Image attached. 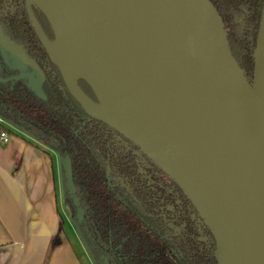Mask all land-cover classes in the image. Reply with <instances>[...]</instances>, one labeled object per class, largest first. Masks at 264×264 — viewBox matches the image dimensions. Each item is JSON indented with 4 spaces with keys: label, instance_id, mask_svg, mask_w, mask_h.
I'll list each match as a JSON object with an SVG mask.
<instances>
[{
    "label": "water",
    "instance_id": "obj_1",
    "mask_svg": "<svg viewBox=\"0 0 264 264\" xmlns=\"http://www.w3.org/2000/svg\"><path fill=\"white\" fill-rule=\"evenodd\" d=\"M26 2L36 36L71 97L177 184L212 233L217 263L264 264V0L251 82L209 0ZM31 5L46 18L52 42ZM0 54L5 64L10 58L14 67L32 69L0 83L26 79L45 100L35 79L41 71L1 33ZM59 163L80 223L70 159Z\"/></svg>",
    "mask_w": 264,
    "mask_h": 264
},
{
    "label": "trees",
    "instance_id": "obj_2",
    "mask_svg": "<svg viewBox=\"0 0 264 264\" xmlns=\"http://www.w3.org/2000/svg\"><path fill=\"white\" fill-rule=\"evenodd\" d=\"M209 1L222 19L232 56L251 82L263 0ZM42 31L52 42L50 31ZM31 51L24 50L43 72L40 89L45 100L24 82L0 84V119L70 159L75 196L84 212L77 227L92 263L218 264L212 233L177 184L155 176L154 169L162 172L144 155L153 169L139 163L141 172L128 149L136 147L89 117L67 92L57 66L44 51L37 53L40 62ZM78 84L96 102L90 88L83 81ZM63 190L74 215L64 184Z\"/></svg>",
    "mask_w": 264,
    "mask_h": 264
},
{
    "label": "crops",
    "instance_id": "obj_3",
    "mask_svg": "<svg viewBox=\"0 0 264 264\" xmlns=\"http://www.w3.org/2000/svg\"><path fill=\"white\" fill-rule=\"evenodd\" d=\"M19 133L0 138V264H93L59 228L55 153Z\"/></svg>",
    "mask_w": 264,
    "mask_h": 264
},
{
    "label": "flooded vegetation",
    "instance_id": "obj_4",
    "mask_svg": "<svg viewBox=\"0 0 264 264\" xmlns=\"http://www.w3.org/2000/svg\"><path fill=\"white\" fill-rule=\"evenodd\" d=\"M26 3H27L26 0H0V33H1V35L3 37L9 39L13 44H15L16 46L20 47L21 51L24 53V55L26 56V58L28 60H30V59L27 57V55L24 52V50L27 49L29 51V54L30 53L32 54L31 49H33L36 52V53L34 52L33 56L36 58V60L38 62H40L39 57H38L39 55L37 53H40V54H43L44 53L45 56H47V54H46L44 48L42 47V45H41L38 37L36 36V33H35L33 27H32V23H31L30 18H29V14H28V11H27V4ZM29 10H30V13L32 14L33 18L37 22L40 30L41 31L42 30L47 31V29H48V31H50V36L52 37V40H53L54 39V36H53L52 30H51V28H50V26H49L46 18L42 14V12L38 8H36L35 6L33 7V5L29 6ZM42 33H43V31H42ZM25 36H27V39L25 40V41H27V43L26 42L25 43L23 42V37H25ZM41 50H43L44 52L42 53ZM7 54H8V52H7ZM47 58H48V56H47ZM48 60L51 61L49 58H48ZM30 61H33V60H30ZM35 65L39 68V70L41 71V73L43 75V72L40 69V67L38 66V64L35 63ZM0 67H1V70H0V78L1 79L14 78V77L18 76L21 73H31L32 72V69L29 66H23L22 68H16V67H14L13 66V63H12V59H10V58H8V64H5L4 61H3V59H2V57H1V54H0ZM5 73L6 74H10V75H4ZM59 74H60V72H59ZM60 77H61V75H60ZM35 79H37L40 82V79L41 78L39 76L37 77L35 75ZM61 80H62V77H61ZM13 81H16V80L12 79V81H9V82H13ZM18 81L24 82L25 85L27 86V80L26 79L18 80ZM78 81H82V80H78ZM78 81H77V85L80 88V86L78 84ZM6 83H8V82H6ZM6 83H4V84H6ZM62 83H63V80H62ZM0 84H3V83H0ZM63 85H64V83H63ZM64 87H65V85H64ZM65 89H66V87H65ZM117 135H119V134H117ZM119 137H121L122 139H124L126 142L131 143V142L127 141L124 137H122L121 135H119ZM128 149L131 151V153L136 158L137 165H138V169L140 171H141V167H140L139 163H145V165H146L147 168L153 169V166H151V164L148 163L146 159L144 161V158L143 157L146 156V155H144V153L139 148L136 147V149H135L133 146L132 147L131 146H128ZM55 155H56L57 160H58L59 169L61 170V178L60 179H61L62 189H63V184H65V180H64V177H63V172H62L60 163H59L60 157L56 153H55ZM153 165L155 167H157L154 163H153ZM153 174L155 176H159L163 181L168 182L167 179H166L167 176L164 175L163 173L160 174L157 170L154 169ZM72 177H73V175H72ZM63 180H64V183H63ZM63 197H64V190H63ZM61 200H63V199L61 198ZM64 200H65V197H64ZM65 203H66V201H65ZM71 203H72V201H71ZM72 206H73V204H72ZM79 206H80V202H79ZM74 209H75V207H74ZM75 215H76V209L74 210V215L72 214V216L75 218ZM83 218H84V212H83ZM73 221H74V223H75V225L77 227V225L79 223L77 222L76 219L75 220L73 219ZM82 222H83V220H82ZM82 222H80V223H82ZM82 245L84 246L83 242H82ZM84 248H85V246H84ZM86 252H87V250H86ZM87 254H88V252H87ZM89 258H90V256H89ZM90 260H91V258H90Z\"/></svg>",
    "mask_w": 264,
    "mask_h": 264
},
{
    "label": "rangeland",
    "instance_id": "obj_5",
    "mask_svg": "<svg viewBox=\"0 0 264 264\" xmlns=\"http://www.w3.org/2000/svg\"><path fill=\"white\" fill-rule=\"evenodd\" d=\"M1 129H4L5 132H7V131L8 132L11 131L12 133L16 132V134H17V132H19V131H16V130L9 129L7 127H2ZM19 134L24 135V133H21V132ZM26 138H28V137H26ZM58 198H59L58 207L60 209V213L62 215V219H63V223H64L63 227H62L63 232L65 233L66 237L69 239L70 242H72V243L80 242L82 244L78 228L76 227V225H75V223L73 221V218H72V211L69 209V206L67 205V203H65V200H64V197H63L62 186H61V193L59 194ZM61 198L63 200H61ZM76 249H79V248H76Z\"/></svg>",
    "mask_w": 264,
    "mask_h": 264
},
{
    "label": "built area",
    "instance_id": "obj_6",
    "mask_svg": "<svg viewBox=\"0 0 264 264\" xmlns=\"http://www.w3.org/2000/svg\"><path fill=\"white\" fill-rule=\"evenodd\" d=\"M0 127L2 128V127H7V128H9V129H13V130H15L11 125H9L8 123H6V122H4L3 120H1L0 119ZM1 128H0V130H1ZM6 137V132H4V131H0V138L1 139H4Z\"/></svg>",
    "mask_w": 264,
    "mask_h": 264
},
{
    "label": "bare ground",
    "instance_id": "obj_7",
    "mask_svg": "<svg viewBox=\"0 0 264 264\" xmlns=\"http://www.w3.org/2000/svg\"><path fill=\"white\" fill-rule=\"evenodd\" d=\"M70 74H71V76H76L77 72L74 69H71L70 70Z\"/></svg>",
    "mask_w": 264,
    "mask_h": 264
}]
</instances>
